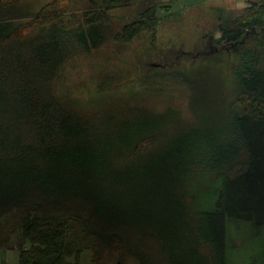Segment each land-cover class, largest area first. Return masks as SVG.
<instances>
[{
	"label": "trees",
	"instance_id": "trees-1",
	"mask_svg": "<svg viewBox=\"0 0 264 264\" xmlns=\"http://www.w3.org/2000/svg\"><path fill=\"white\" fill-rule=\"evenodd\" d=\"M68 5L48 0L24 12L19 0H0V248L16 244L18 264H81L82 250L99 256L106 246L140 264H226V218L264 226V0L217 25L213 40L225 49L214 54H226L234 84L217 95L221 114L207 108L173 132L153 112H79L54 94L67 57L105 37L101 11L69 27ZM153 5L114 38L155 24ZM183 74L156 76L178 84L189 81ZM212 173L221 181L215 205L191 206V182Z\"/></svg>",
	"mask_w": 264,
	"mask_h": 264
},
{
	"label": "rangeland",
	"instance_id": "rangeland-1",
	"mask_svg": "<svg viewBox=\"0 0 264 264\" xmlns=\"http://www.w3.org/2000/svg\"><path fill=\"white\" fill-rule=\"evenodd\" d=\"M46 1L19 0V4L24 12H34ZM249 1L253 0H134L122 4H111L108 0H69L62 16L66 24L86 27L85 18L91 13L85 16L83 12L98 10L106 17L102 22L105 37L97 47L70 54L59 68L52 90L74 111L100 115L134 107L136 112L159 114L167 119L168 128L167 125L162 128L169 132L193 126L207 108L216 109L217 116L223 110L217 95L220 91L232 92L234 84L226 54H214L218 47L225 49V46L217 45L213 38L220 34L217 29L220 20L240 14ZM151 5L158 17L155 24L142 28L130 40L114 38L125 23ZM26 19L30 17L20 20ZM39 30V27L31 28L28 35ZM176 67L187 73L183 75L189 81L175 84L158 80V72ZM232 99V95L227 96L228 102ZM226 114L227 118L230 113ZM215 176L212 173L206 179L191 182V194L187 197L191 206L215 205L213 193L221 184ZM225 239L226 264H264L262 224L227 217ZM79 261L140 264L135 255L116 246L104 247L99 256H94L91 248H85ZM0 264H18L16 244L14 248H0Z\"/></svg>",
	"mask_w": 264,
	"mask_h": 264
}]
</instances>
